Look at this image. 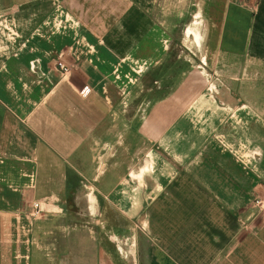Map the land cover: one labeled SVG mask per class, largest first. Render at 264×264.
I'll list each match as a JSON object with an SVG mask.
<instances>
[{
  "label": "crops",
  "instance_id": "obj_1",
  "mask_svg": "<svg viewBox=\"0 0 264 264\" xmlns=\"http://www.w3.org/2000/svg\"><path fill=\"white\" fill-rule=\"evenodd\" d=\"M197 37L229 102L164 84ZM0 264H264V0H0Z\"/></svg>",
  "mask_w": 264,
  "mask_h": 264
},
{
  "label": "rangeland",
  "instance_id": "obj_2",
  "mask_svg": "<svg viewBox=\"0 0 264 264\" xmlns=\"http://www.w3.org/2000/svg\"><path fill=\"white\" fill-rule=\"evenodd\" d=\"M199 16L200 12H197L196 17ZM188 33L190 34L191 31L189 30ZM189 44L188 47L191 51L187 48H175L176 52L178 51L179 55H182V58L178 61L175 59L174 62L170 63V72L163 75V78H166L164 79V84L168 83L170 90L182 88V93H186L185 98L181 96L175 102L180 104L229 102V76L231 77L234 72L242 71V66L234 65L233 67L231 63L227 64L219 53L209 51V49L205 48V41H201L199 37ZM193 52H195L196 56L194 59H191L189 53L193 54ZM184 56L185 58H183ZM142 70L143 68L139 67L138 73L140 74ZM115 76L119 78L116 82L119 84L123 83V86L126 85L127 80L123 81L124 79L120 78L116 73ZM160 82L161 79L159 80V84L154 86L159 87L161 85ZM151 94L152 92L149 93V95ZM152 96L156 98L158 95L154 93ZM150 98V96L142 95L140 92H138L137 96L132 93L131 96L123 100L125 102L123 105L127 104L126 111L118 112L116 117L126 120L128 126L132 123V134H136L135 131L138 128L139 147L142 148L143 152L145 145H143L141 137L144 135L143 131L145 132V128H141L140 126L144 121L145 104L150 102ZM133 109H138V111H133ZM127 131H130L129 128H127ZM143 152H139L138 158L143 155ZM57 211L61 213V209H57ZM67 213L68 215L71 214L81 217L85 213V209H82L81 205L73 201Z\"/></svg>",
  "mask_w": 264,
  "mask_h": 264
},
{
  "label": "built area",
  "instance_id": "obj_3",
  "mask_svg": "<svg viewBox=\"0 0 264 264\" xmlns=\"http://www.w3.org/2000/svg\"><path fill=\"white\" fill-rule=\"evenodd\" d=\"M59 67L61 68V70L64 73H68L69 69L61 62L58 63ZM93 92V90L89 87L86 86L82 89L81 93L87 97L89 96L91 93ZM33 190V186H27L23 189V191H25V197H23V200L27 202H25L27 204V209L24 210V213L22 215H26L29 216L32 219L35 218H39L40 216L44 215L45 212H47V208L44 204V202L40 201V200H36V199H28L27 195Z\"/></svg>",
  "mask_w": 264,
  "mask_h": 264
}]
</instances>
